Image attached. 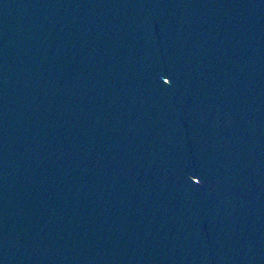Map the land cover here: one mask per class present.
Returning <instances> with one entry per match:
<instances>
[{
    "label": "water",
    "instance_id": "water-1",
    "mask_svg": "<svg viewBox=\"0 0 264 264\" xmlns=\"http://www.w3.org/2000/svg\"><path fill=\"white\" fill-rule=\"evenodd\" d=\"M0 264H264V0H0Z\"/></svg>",
    "mask_w": 264,
    "mask_h": 264
}]
</instances>
